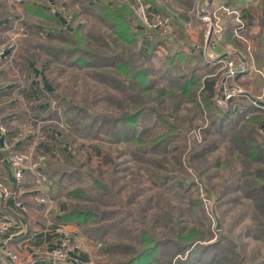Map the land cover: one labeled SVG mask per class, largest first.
Wrapping results in <instances>:
<instances>
[{
	"label": "rangeland",
	"instance_id": "obj_1",
	"mask_svg": "<svg viewBox=\"0 0 264 264\" xmlns=\"http://www.w3.org/2000/svg\"><path fill=\"white\" fill-rule=\"evenodd\" d=\"M171 1L0 0V69L17 76L18 95L33 92L37 107L34 129L16 135L21 146L13 151L44 154L51 182L41 186L26 171L23 183L36 191L33 196L47 197L38 200L46 208L99 213L85 227L88 233L84 229L101 243L96 264L128 261L142 248L143 231L166 240L157 264L193 232L198 239L189 251L203 250L196 253L205 258L199 264H264V191L247 187L253 181L264 186V111L240 120L236 136L224 131L217 115L239 99L261 101L264 84L224 82L223 65L204 53L202 0L180 2L182 9L189 5L185 12ZM147 4L168 18L170 33L151 25ZM107 7L132 11L133 44L117 34L114 20L104 15ZM79 37L90 55L122 54L145 70L149 90L127 80L110 59L78 62L70 48ZM179 50L183 59L172 63ZM187 76L196 80L188 91ZM226 89L236 95L228 98ZM142 104L132 131L121 120ZM170 124L175 129L169 131ZM187 253L172 264L187 262Z\"/></svg>",
	"mask_w": 264,
	"mask_h": 264
},
{
	"label": "crops",
	"instance_id": "obj_2",
	"mask_svg": "<svg viewBox=\"0 0 264 264\" xmlns=\"http://www.w3.org/2000/svg\"><path fill=\"white\" fill-rule=\"evenodd\" d=\"M182 1L184 0L171 1L179 12H185L189 8L188 5L182 9L180 5ZM192 1L186 0L188 4H192ZM202 4L218 15L224 29L223 37L210 43V51L218 56L243 61L247 65L246 70H240L235 75H228L225 71L224 82L249 80L252 84L256 81L264 84V0H202ZM146 9L150 20L159 12L158 6L147 4ZM4 23L0 21V30L3 29ZM241 23L244 25V34L248 40L237 38L233 33ZM198 24H202V21L199 20ZM1 36L0 31V39ZM9 77L14 79L10 80ZM16 77L12 71L6 72L0 69V145L2 146L0 181L19 190L17 200H0V216L7 217L12 222L9 231L0 232V256L7 254L8 251L15 252L21 258L18 264H96L98 243L93 235L88 236L84 233L85 227L89 224L63 221L62 212L43 206L38 201V196H33L36 191L29 190L31 187L23 181L18 182L11 169V153L13 150H19L21 146V140L18 141L16 135L21 127L28 125L35 127L37 108L32 99L33 92L31 97L29 94H25L27 97L17 94ZM260 99L261 101L252 97L251 101L255 106L249 104V107L263 110L264 99L263 97ZM245 106L239 99L235 101L231 109L236 112ZM260 126L264 130V120ZM18 200L23 203V207L16 205ZM85 232H87L86 229ZM65 238L82 243L80 247L70 252L67 261L53 263L36 256L37 250L57 247ZM28 258L31 259L30 262L27 261Z\"/></svg>",
	"mask_w": 264,
	"mask_h": 264
},
{
	"label": "trees",
	"instance_id": "obj_3",
	"mask_svg": "<svg viewBox=\"0 0 264 264\" xmlns=\"http://www.w3.org/2000/svg\"><path fill=\"white\" fill-rule=\"evenodd\" d=\"M104 15L108 16L107 18L114 20V24L116 25V32L120 37L126 40L129 44H133L136 41L137 34L133 32L132 26L130 23V18L132 17V11L125 9V8L123 9V8L107 7L106 10L104 11ZM73 41L76 42L77 44L80 43L77 47L70 48L73 52L72 55H77L76 60H78V62L83 63L85 65L89 63L90 60L95 61L96 59V61H98V60H105V59L109 60L110 59L111 61H113V64L117 66L116 67L117 72L125 73L128 76L127 80L135 84L136 83L141 84L144 86L146 90H149L148 88L150 87L149 86L150 84L148 83V81H146V71L141 68H138V69L135 68V65L131 63L130 60L124 59L122 54L121 55L113 54L109 56L97 54V55L92 56L89 54V52L85 51V46L82 44L84 41L83 39H81V37H79L76 40H72V42ZM161 41L162 40L155 41L153 44L155 46L156 45L158 46ZM174 55L175 56L171 58L172 63L177 58L183 59L185 53L182 50H179V51H176V54L174 53ZM192 56L195 57L196 55H192ZM194 70H196V68L192 69L190 74ZM183 71L181 72V75H183L182 74ZM195 82H196L195 78L191 79L189 78V76H187L184 82V85H183L185 88L183 89L188 91L189 87L195 84ZM213 84H214L213 80H210V81L208 80L206 82V85L210 91H212L213 89ZM241 101L244 102V106L245 105L247 106H245V108L239 111H236L235 113L234 111H232L231 107L224 109V111L217 109V115H219L218 120L222 124H224V131H226V133L232 134V136L237 135L236 130H238L237 126L240 120H242L241 124H243L247 120H253V119L255 120L261 117L258 115L261 113V109L259 108L251 109V107H249V104L251 106L252 105L255 106L250 98L247 100L242 99ZM143 107H146V106H143L142 104V106L139 107L138 109L135 108V110L131 112L130 114L126 115L124 119L121 120V122L123 121L124 125L127 127L129 125V127L133 131L134 129L131 127V125L138 119V117L141 114V111L144 109ZM76 110L78 111L77 108ZM174 127H175L174 124H170L169 131L171 129H175ZM164 137H165V133L163 134V136H160L159 138H157L156 144H159ZM251 182L252 181H250V183ZM247 187H249L251 189L250 191L252 192H254V190L264 191V186H262L261 184L255 181H253V183L249 184V186ZM98 219H100L99 213L89 208H81V207L77 208V207L70 206L68 210L62 214V220L65 222L73 221V222H79L81 224H90V223H93L94 221H97ZM141 236H142L141 238L142 248H140L139 251H137V253L135 254L136 256L134 255L133 257H130L128 261L118 262L117 264H157V261H156L157 252L163 245L167 244L166 240H156L149 231H143ZM196 237L198 236H196L194 232L188 233L186 237H183L185 242H182L183 243L181 244L182 246H179L178 249L175 251V253L171 254L169 258H167V261L165 264H172L173 258L176 255H178L179 253L184 254L187 251H188V253L186 254L187 262H183L181 259H179L178 262L180 264H199V261H203V260L205 261V258L203 259V257H201L202 255H197L199 253L198 251H200V254H202L201 252H203V250H201L200 248L193 251V249L196 247L195 246L190 250L191 252L189 251L192 245L196 243L198 239ZM129 249H132V248L129 247ZM109 250H110L109 248L106 249L107 252H109ZM135 251L136 250H134L133 252L135 253ZM224 264L226 263L224 262Z\"/></svg>",
	"mask_w": 264,
	"mask_h": 264
},
{
	"label": "built area",
	"instance_id": "obj_4",
	"mask_svg": "<svg viewBox=\"0 0 264 264\" xmlns=\"http://www.w3.org/2000/svg\"><path fill=\"white\" fill-rule=\"evenodd\" d=\"M206 5H202L199 7L198 10L201 11L200 19L205 23V54L206 56L215 62L220 63L223 65V68L227 72L228 75H235L238 71H244L247 69V65L243 61H238L228 57H222L215 55L213 52L210 51V43L213 40H219L223 37L224 29L222 24L220 23L219 17L217 14L210 12L206 9ZM151 25L155 28H161L162 34H167L172 31L171 24L168 21V18H165L161 14L157 13ZM244 25L241 23L239 24L233 31L234 35L237 38H241L244 40H248L246 35L244 34ZM4 55V48H0V60ZM239 86V85H238ZM236 87V86H234ZM239 93L242 89H236ZM229 90H225L224 94L228 98L232 95L236 94H227ZM235 93V91H234ZM237 93V94H239ZM264 110V104L262 105ZM32 125H28L23 128V132H19V136L21 137L24 134H28L32 130ZM2 150V146L0 145V152ZM46 156L42 153L35 154L33 150L26 151V152H19L13 151L10 156V166L13 170L15 177L18 182H22L25 176L26 171H30L36 178V180L40 183L41 186H44L46 183H50L46 173L43 170V164L45 162ZM47 187V186H46ZM19 197V190L16 187H9L3 181H0V200L9 201V200H17ZM39 201L46 203L48 199L45 195H41L37 197ZM16 205L18 207H23V203L21 201H16ZM12 222L7 217L0 216V232H7L10 230ZM81 242L77 240H71L70 238H65L62 243L54 248L49 249H39L36 252V256L45 259L46 261L53 262V263H63L67 261L70 256V252L77 247L81 246ZM101 243L97 244L99 247ZM7 254L0 256L1 264H18L21 261L20 256L12 251L6 252ZM30 258L27 261L30 262Z\"/></svg>",
	"mask_w": 264,
	"mask_h": 264
}]
</instances>
